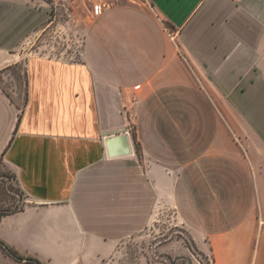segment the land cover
<instances>
[{"label":"crops","instance_id":"obj_1","mask_svg":"<svg viewBox=\"0 0 264 264\" xmlns=\"http://www.w3.org/2000/svg\"><path fill=\"white\" fill-rule=\"evenodd\" d=\"M33 1L0 0V76L39 23ZM144 4L94 16L80 59L31 57L24 103L0 84V160L29 202L0 219V264H33L4 246L43 264H102L168 203L204 229L224 210L215 264H264V231L251 248L258 215L264 225V0ZM157 14L223 104L201 92ZM237 92L241 115L260 117L240 126L254 181L227 120ZM138 93L132 133L127 112ZM125 131L131 154H121L122 141L107 143Z\"/></svg>","mask_w":264,"mask_h":264},{"label":"rangeland","instance_id":"obj_2","mask_svg":"<svg viewBox=\"0 0 264 264\" xmlns=\"http://www.w3.org/2000/svg\"><path fill=\"white\" fill-rule=\"evenodd\" d=\"M107 1L114 5L122 1H128L136 5L148 3V0ZM30 3L38 6L41 16L39 23L27 32L24 40L19 43L18 49L15 50L18 55V63L0 76V84L19 104L24 103L26 97L28 60L33 56H50L64 60L80 59L86 31L95 20L92 12L93 0H34ZM173 43H175L176 48L180 47L182 49L179 33H177L176 42L173 41ZM182 53L188 59V62L181 56L180 58L189 67L196 79L197 86H199L204 96L214 105L223 104V99L217 91H215L216 97L210 96L209 90L214 91V88L207 80L200 79L193 70L190 63V54L185 53L183 50ZM141 99L140 93L133 98L137 101L134 122H131L129 118L130 107L127 112L132 133H135L139 126L136 108L139 106ZM231 99L232 111L228 114L227 120L233 127L230 129L233 150L239 156L247 159L254 181L256 174L248 160L246 154L248 145L241 139L240 126L241 121H255L260 117L255 113L249 116L241 115L238 92ZM220 116L224 119L222 114ZM244 132L250 136L253 130L247 129V132ZM259 170L261 174V169ZM28 203L25 194L15 180L13 171L3 160H0V219L2 215L8 212L25 208ZM223 211L215 208L209 217L208 225L204 229L198 223H193L190 219L181 216L172 204H159L153 211L151 223L122 240L115 255L105 259L102 264H211V250L214 251V240L219 235L214 232V229H216L218 223L222 222L224 218ZM260 221L261 216L258 215V229L251 243V248L254 250L257 247L260 233L264 231V225L261 227ZM207 227L209 230H207ZM7 253L14 260H20L11 253ZM24 262L32 263L26 259Z\"/></svg>","mask_w":264,"mask_h":264},{"label":"built area","instance_id":"obj_3","mask_svg":"<svg viewBox=\"0 0 264 264\" xmlns=\"http://www.w3.org/2000/svg\"><path fill=\"white\" fill-rule=\"evenodd\" d=\"M110 5L111 4L107 0H93V9H92L93 15L94 16L102 15L103 12L105 11V9L108 8V7H110ZM152 9H154V8L152 7ZM157 16L159 17V19L163 23V26H164L165 30L167 31L168 35L170 36L171 40H173V41L176 42V37H177V33L178 32H176L175 30H173L165 22L164 19L160 18V16L158 14H157ZM177 46H178V44H177ZM177 48H178L179 55L188 62V59L182 53V49L180 47H177ZM135 88H136V90H139V89L142 88V85L141 84H138ZM136 104H137V101L136 100H133L131 102V106H130L131 110H130V113H129V116H130L129 118H130L131 122H134L135 119H136V112L134 111Z\"/></svg>","mask_w":264,"mask_h":264},{"label":"water","instance_id":"obj_4","mask_svg":"<svg viewBox=\"0 0 264 264\" xmlns=\"http://www.w3.org/2000/svg\"><path fill=\"white\" fill-rule=\"evenodd\" d=\"M115 141H122L124 143L123 152H121V154H131L133 152L131 140L128 132L125 131V132L116 133L107 139V143L109 146H111ZM4 247L9 253H11L9 248H7L6 246Z\"/></svg>","mask_w":264,"mask_h":264},{"label":"trees","instance_id":"obj_5","mask_svg":"<svg viewBox=\"0 0 264 264\" xmlns=\"http://www.w3.org/2000/svg\"><path fill=\"white\" fill-rule=\"evenodd\" d=\"M0 244H3V242L0 240ZM8 248V247H7ZM9 250L11 251V253L14 255V256H16L17 258H19L20 260H27L28 262H32V263H34V264H43V263H41L39 260H37V259H35V258H30V257H28V258H26V257H24V256H22V255H20V254H18V252L17 251H15V250H13V249H11V248H9ZM212 251V257H211V264H215V262H216V259H215V255H214V252H213V249L211 250Z\"/></svg>","mask_w":264,"mask_h":264}]
</instances>
